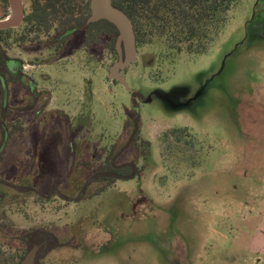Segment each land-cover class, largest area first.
<instances>
[{
	"label": "rangeland",
	"instance_id": "obj_1",
	"mask_svg": "<svg viewBox=\"0 0 264 264\" xmlns=\"http://www.w3.org/2000/svg\"><path fill=\"white\" fill-rule=\"evenodd\" d=\"M26 29L1 44L0 264L28 251L11 236L29 229L37 264H264V0H239L204 54L147 36L129 90L109 79L108 39ZM114 145L139 173L95 195Z\"/></svg>",
	"mask_w": 264,
	"mask_h": 264
},
{
	"label": "trees",
	"instance_id": "obj_2",
	"mask_svg": "<svg viewBox=\"0 0 264 264\" xmlns=\"http://www.w3.org/2000/svg\"><path fill=\"white\" fill-rule=\"evenodd\" d=\"M238 1L113 0V4L123 10L133 21L137 46L152 42L154 37L164 38L168 35L169 41L190 44V49L197 43L196 48L192 50V53L197 55L208 51L214 40L206 42L203 37L212 32L213 27L215 28L213 36L220 33L228 22L230 11ZM0 4V20H5L10 16V5L8 0H1ZM30 5V13L22 23L27 28V34L22 37V41L32 35L37 36L33 38L36 40L42 33L50 34L52 30H56L60 33V37L71 33L70 36L61 40L66 44L71 40L72 34L83 31L88 44L93 46L108 39L109 49L118 55L116 41L119 31L117 28L106 20L94 24L87 23L91 15L90 0H30ZM13 30H0V76H5L6 73L13 76L6 64L9 58L1 45L5 41L3 36L12 33ZM147 36H151L149 42L146 39ZM2 90L3 83L0 78V91ZM2 109L6 110L4 105ZM3 128L6 130L5 126ZM140 128L141 119L135 112L134 130L128 146L138 140ZM184 131L187 132V128ZM139 145L142 144L139 143ZM118 149L119 147L114 145L106 157V162L98 169L96 178L103 182V185L95 195L102 194L119 180L133 179L138 175L139 171L135 163H118Z\"/></svg>",
	"mask_w": 264,
	"mask_h": 264
},
{
	"label": "water",
	"instance_id": "obj_3",
	"mask_svg": "<svg viewBox=\"0 0 264 264\" xmlns=\"http://www.w3.org/2000/svg\"><path fill=\"white\" fill-rule=\"evenodd\" d=\"M10 5V16L0 20V30L16 29L24 21L25 7L23 0H8ZM91 15L88 24H94L106 20L113 24L119 31L116 41L118 61L110 68L109 79L118 81L129 90L128 83L122 71L129 68L137 61L138 47L134 24L130 17L113 4V0H90ZM155 96L173 104L174 95L156 92ZM38 248H33L21 262V264H34Z\"/></svg>",
	"mask_w": 264,
	"mask_h": 264
},
{
	"label": "flooded vegetation",
	"instance_id": "obj_4",
	"mask_svg": "<svg viewBox=\"0 0 264 264\" xmlns=\"http://www.w3.org/2000/svg\"><path fill=\"white\" fill-rule=\"evenodd\" d=\"M24 3V2H23ZM70 34L71 33H69V34H65V35H63V36H61V37H59L58 38V41H60V40H62V38H66V37H68V36H70ZM73 35V34H72ZM57 39V38H56ZM10 71V70H9ZM11 72V71H10ZM12 73V72H11ZM13 74V73H12ZM14 75V74H13ZM15 75H17V74H15ZM5 86L3 85V88H4ZM5 91V90H4ZM7 135H8V137H10L9 136V133H8V131L7 130H5V137H4V140H3V142L1 143V145H0V154L2 153V152H4L5 151V148L7 147L6 146V142H5V138L7 137ZM9 139V138H8ZM10 227L9 225H5V229H9L8 227ZM11 228V227H10ZM2 229H4V227H0V230H2ZM13 232V236H11V238H12V240L13 241H16V242H14V243H16L15 244V246L17 247V248H22V249H28V251L25 253V255H24V253L21 255L22 257H20L19 258V260H18V262L16 263V264H21V262L24 260V258L26 257V255L33 249V248H35V247H37L38 248V251H37V254H36V258H35V262H34V264H37V259H38V255H39V252H40V249H41V245H40V241L38 242V240H39V238L41 237V234H40V232L38 231V230H24V231H12ZM18 240V241H17ZM34 241H37L38 242V244H37V242H35V244H33V242Z\"/></svg>",
	"mask_w": 264,
	"mask_h": 264
}]
</instances>
